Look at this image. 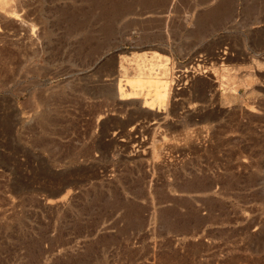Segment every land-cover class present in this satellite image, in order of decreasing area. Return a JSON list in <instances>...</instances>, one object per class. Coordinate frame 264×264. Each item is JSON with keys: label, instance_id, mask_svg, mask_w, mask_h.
Wrapping results in <instances>:
<instances>
[{"label": "rangeland", "instance_id": "obj_1", "mask_svg": "<svg viewBox=\"0 0 264 264\" xmlns=\"http://www.w3.org/2000/svg\"><path fill=\"white\" fill-rule=\"evenodd\" d=\"M0 264H264V0H0Z\"/></svg>", "mask_w": 264, "mask_h": 264}]
</instances>
